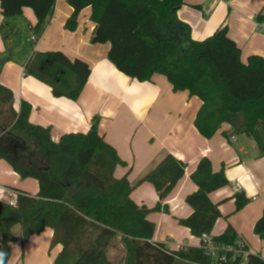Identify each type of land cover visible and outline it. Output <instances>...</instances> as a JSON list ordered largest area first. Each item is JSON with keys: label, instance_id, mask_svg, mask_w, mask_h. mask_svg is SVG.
Wrapping results in <instances>:
<instances>
[{"label": "trees", "instance_id": "16d2710c", "mask_svg": "<svg viewBox=\"0 0 264 264\" xmlns=\"http://www.w3.org/2000/svg\"><path fill=\"white\" fill-rule=\"evenodd\" d=\"M56 0H0L4 22L0 31L8 38V20L33 10L38 30L51 19ZM72 13L65 28L75 31L80 12L90 7L95 24L92 44L110 45L108 59L129 78L147 82L154 75L167 77L174 92L198 96L202 104L194 124L210 139L242 113L244 133L264 151V57L240 58L237 43L222 24L210 37L198 41L190 26L178 18L183 0H68ZM263 17L262 13L258 19ZM91 68L86 61L70 59L62 51H33L25 74L46 84L55 97L77 100L88 82ZM31 105L16 107L14 93L0 84V160L6 161L20 178L38 182L35 195L18 190L16 207L0 202V264H8L10 243L21 244L46 229L53 231L52 247L62 246L54 264H240L232 252L225 260L204 249L184 246L169 250L153 241L156 223L152 212L167 210L162 201L183 179L186 164L166 154L139 183H152L161 200L152 208L133 201L134 186L127 175L115 176L123 159L108 144L95 125L85 133L69 132L58 141L51 129L30 123ZM197 190L185 201L193 213L179 220L193 236L210 235L221 216L220 204L210 194L229 185L225 171H212L203 157L191 175ZM236 211L248 204L242 192L233 195ZM254 232L264 238V213ZM118 236V238H115ZM114 238V239H113ZM213 242L234 246L238 235L228 226ZM120 257H118V252ZM222 252V251H221ZM222 252V253H224ZM245 264H264L250 253Z\"/></svg>", "mask_w": 264, "mask_h": 264}, {"label": "crops", "instance_id": "0c3cea01", "mask_svg": "<svg viewBox=\"0 0 264 264\" xmlns=\"http://www.w3.org/2000/svg\"><path fill=\"white\" fill-rule=\"evenodd\" d=\"M56 1L52 18L38 30L34 28L37 17L33 10L25 8L21 15L8 20V38L0 31V84L14 93L17 109L22 101L28 102L30 123L49 127L54 141L69 132L85 133L95 125L125 162V166H118L115 176L127 175L134 186L131 197L140 205L152 208L161 200L152 183L139 181L166 154L184 162L186 174L162 201L168 211L152 212L148 217L156 223L153 241L165 244L169 250L196 247L199 242L179 220L193 213L185 201L197 190L191 175L201 158L208 157L212 171L222 169L229 181V185L210 194L211 201L220 204L221 216L209 236H218L231 226L248 251L264 260V238L254 232L264 213V155L259 153L254 138L245 134L244 128L235 134L231 122L223 124L210 139L204 138L194 124L202 104L198 96L174 92L164 75H154L147 82L129 78L109 61L108 43L92 44L95 24L91 8L80 12L76 30L69 31L65 24L73 9L68 0ZM183 1L178 18L190 26L193 40L202 41L225 24L229 37L240 48L242 61L247 62L250 56L264 57V0ZM260 13L263 17L258 19ZM3 22L0 3V26ZM24 31L37 37L35 42L28 39L35 44L33 51H62L70 59L89 64L91 73L77 100L55 97L46 84L25 74V64L33 52L24 53L15 41ZM237 114L243 115L232 114V122H241ZM0 162L7 164L0 163V184L20 190L16 187L22 181L20 176L6 161ZM11 182L14 186L9 185ZM38 190L37 182V189L30 194ZM236 192L248 199V205L240 211H236L233 198ZM52 236L53 231L46 229L24 244L10 243L8 264H54L62 246L52 247Z\"/></svg>", "mask_w": 264, "mask_h": 264}, {"label": "built area", "instance_id": "2783aa9c", "mask_svg": "<svg viewBox=\"0 0 264 264\" xmlns=\"http://www.w3.org/2000/svg\"><path fill=\"white\" fill-rule=\"evenodd\" d=\"M32 42L37 41V37L33 34V36L30 39ZM19 191L17 189H14L9 186H3L0 184V202L4 204H8L10 206L16 207L18 200H19ZM196 247L200 249H204L207 253L211 254L213 257L219 259L222 258V260H225L226 253L224 250L228 252H232L233 259L239 257L240 258V264H245L247 262L248 256L250 254V251H248L246 243L242 240H237L235 245L232 246H221L216 245L213 242V238L209 235H203L201 239H199L198 244ZM224 253H222V252Z\"/></svg>", "mask_w": 264, "mask_h": 264}, {"label": "rangeland", "instance_id": "374dc122", "mask_svg": "<svg viewBox=\"0 0 264 264\" xmlns=\"http://www.w3.org/2000/svg\"><path fill=\"white\" fill-rule=\"evenodd\" d=\"M19 34V33H18ZM31 38V35L28 34L27 31H24L23 33H20L19 35H17L15 41H16V44H18L21 48V50L24 52V53H32L33 52V47L35 46L34 43H31L28 41V39ZM10 45V44H9ZM25 55V54H24ZM236 117H239V119H241V122H232V120H230L231 123H233L234 125V128H235V134H238V131L240 130H243V128H245L246 126V122L243 121L244 120V117L243 115L241 114H237ZM260 138L262 139V143H263V146H264V131H262L260 133ZM258 148V151L260 154H263L264 155V151L261 152L259 147L257 146ZM1 164H6L4 162H0ZM7 165V164H6ZM0 174H1V167H0ZM9 181H12L11 179H9ZM9 185L11 186H14V184L11 182ZM17 188H19L20 190L23 191L26 190L27 192L29 193H32L34 194L35 190L37 189V182L34 180V179H31V178H22V181H20L19 183V186H16ZM248 205V204H247ZM246 205V206H247ZM245 206V207H246ZM244 207V208H245ZM243 209V208H242ZM241 209V210H242ZM240 211V210H239ZM119 257V256H118Z\"/></svg>", "mask_w": 264, "mask_h": 264}]
</instances>
